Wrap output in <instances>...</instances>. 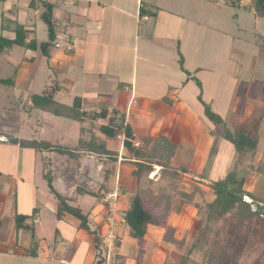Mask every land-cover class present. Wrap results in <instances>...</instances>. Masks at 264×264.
Masks as SVG:
<instances>
[{"label":"crops","instance_id":"obj_1","mask_svg":"<svg viewBox=\"0 0 264 264\" xmlns=\"http://www.w3.org/2000/svg\"><path fill=\"white\" fill-rule=\"evenodd\" d=\"M6 1L0 5V21L13 22L18 15L17 21L20 23L23 14V23L30 22L26 11L4 8ZM58 1H52L55 2L52 12L55 37L63 38L65 46L61 48L56 43L55 51L60 50L54 55L48 52L47 58L52 63L53 73L58 68L57 73L62 78V84H57V91L52 96L56 103L63 106L70 107L78 100L80 111L105 113L103 118H97L96 121L85 118L78 123L79 131L82 126L86 128L82 134L80 132V137L84 139L86 136L92 141L98 139L104 143L110 155L79 150L74 151L76 157L73 160L62 154L61 158L64 159H58V166L55 164L51 167L52 187L54 179L61 187L58 193L67 200L69 206L79 208L86 215L88 229L91 228L99 237L85 230L83 232L75 217L66 214L58 218L55 202L53 211L46 213L44 221L42 218V225H39L40 221L35 225V254L28 251L32 240L27 227L23 228L25 234L21 235L20 249L10 250L12 243L4 242L3 236L10 233L11 227L6 218L8 212L3 215L2 207L0 264H94L96 247L93 243L96 238L105 244L103 237L112 234L110 238L116 250L122 237L131 238L128 236L129 230L128 234L124 231L127 227L122 218L129 208L131 195L140 193L148 210L145 197L157 204L164 202L178 185L180 190L195 191L199 197L197 201H201L203 195L212 190L213 183L224 180L230 174L228 171H233V165L228 163L220 173V165L224 166L222 156L226 155L228 147L225 144L218 145L219 140L230 144L235 150L238 160L234 166H238V170L236 172L235 168L234 175L236 180L243 182V189L251 195H255L254 190H260L264 172H258L257 169L258 166L264 167V74L257 64L264 66V58L244 57L250 44L246 39L245 42L241 41L240 34H246L249 28L235 25L236 31L229 32V26L218 24L219 21L215 20L218 13L222 12L223 5L215 3L216 6L210 7L203 0H61V4ZM249 4L226 5L249 9L254 14L255 23L261 22L259 20L264 18L257 17ZM28 6L29 3L22 9L38 18V12ZM5 14L11 15L13 19L5 18ZM209 14L214 18L208 25L212 28V33H209L211 40L204 36L209 28L202 22V17ZM9 28L14 29V26H0V32ZM24 29L26 41L33 40L32 26ZM253 29L257 34L260 26L255 24ZM261 33L264 35L263 31ZM253 39L254 48L264 57V43L256 36ZM34 51V54L37 52L43 56L38 49ZM29 61L32 64L34 58ZM47 90L44 89L41 94ZM65 98L70 104L61 103V99ZM27 105L31 108L28 115L32 121L37 115L36 111L46 113L36 110L32 100ZM204 106L219 117L222 121L220 125L206 117ZM99 126H110L114 136L106 137L99 131ZM126 126L131 130L132 139L129 141L135 150H141L146 143L147 150L150 147L156 152L167 149L165 155L173 166L169 170V178H162V169L156 163L151 165V172L137 176L136 165L141 161L123 146V130ZM227 130L232 134L243 131L256 138V148H245L238 153L225 138ZM107 141L116 142L117 150L108 148ZM0 142L5 143L1 137ZM35 152L39 155L43 151ZM27 154L32 161L40 159L49 164L48 158L37 157L29 152ZM79 160L88 161L84 167L90 173L99 175L96 177L99 186L94 191L100 196L89 194L91 185L88 183L93 178H86L88 171H81ZM47 165L41 166L45 170L49 167ZM208 169L212 175H206ZM82 174L86 181L83 186L79 185ZM118 175L123 178L120 179L122 184L117 181ZM186 178L190 180L189 185L185 183ZM73 180L76 185L72 196L67 186ZM245 182L250 185L249 191L244 186ZM28 183L31 184L29 180ZM90 196L94 198L93 203L89 200ZM85 197L87 203L81 202L80 198ZM187 207L169 218L163 213L162 216L170 219L166 225L149 212L158 221L153 224L154 227H161V232L165 228L172 232L168 240L164 239V233L160 236L165 241L157 243L159 249L163 248L161 251L153 249L156 246H150L148 240L153 239V236L145 233L141 240L131 238L142 244L141 251H136L135 247L127 252L126 257L118 256V251H111L113 254L109 251L111 258L108 264H190L193 251H189L190 247L183 249L181 242L183 234L188 228L190 230L191 222L195 223L197 218L193 216L198 210ZM35 210L40 220L41 211ZM52 214L57 224L53 222ZM113 226L116 228L112 230ZM58 246L62 249H58ZM107 249L110 250L108 246ZM178 254L180 257L174 260Z\"/></svg>","mask_w":264,"mask_h":264},{"label":"rangeland","instance_id":"obj_2","mask_svg":"<svg viewBox=\"0 0 264 264\" xmlns=\"http://www.w3.org/2000/svg\"><path fill=\"white\" fill-rule=\"evenodd\" d=\"M46 1L51 4L55 3L52 2L55 0ZM148 1L149 0H147V2ZM203 1L205 3H208L210 7H214L217 4L215 0ZM9 2H11V4L13 5H9ZM61 2V0L58 1V3L60 4ZM28 3L29 0H7L4 8L9 10V8L11 7L10 10L17 8V11H26V14H28L27 19L31 20L30 22L27 21V23H23L24 15L22 14L19 19L22 23H20L24 26V28L29 27V25L32 26L34 32L32 33L31 38L37 42L36 49L40 50L39 45L47 41V26L42 20L35 17L31 12L22 9V7L26 8ZM232 4L236 5L237 3L232 2ZM221 9L222 12L220 14L218 13L215 20L216 22L219 21L217 22L218 24H225L229 26V32L232 33L234 32L233 30L236 31L235 25H242L249 28V31L246 34H240L242 39L241 41L245 42L244 39H246L250 44L244 57H247L248 55L253 57L256 56V58L258 59L264 58L256 51V49L254 48L255 46L252 44V42H254L253 36H256V38L259 39L261 43H264V35L261 33L262 31L264 32V28L262 29V27H264V19L259 20L261 22L255 23L254 14H252V11H249V9L244 10L242 8H230L227 5H223ZM7 15L9 14L4 15L5 18L11 17V19H13L11 16L12 14L9 16ZM211 16L212 15L209 14V16L202 17V22L204 23L205 27L209 28V30L204 33V36L210 40L212 39V36L209 33H212V28L208 25H211V21H214V18ZM18 17L19 16L17 15V20ZM13 22H4L2 20L0 21V26L2 27L5 24L9 26H15V23ZM255 24L260 26V31L257 34L254 33L253 29L255 27ZM0 36L5 39L12 40L15 37V33L13 32V28H9L4 32H0ZM59 37H55L53 45L48 50L49 55H54L56 51L60 50L59 49L55 51L54 45L56 43L61 48H64L65 41L63 38ZM210 40L209 42H211ZM34 53V50H29L27 48L19 46H12L11 48L5 50L3 54H0V80H7V82L5 83H0V137L1 141H5V143L0 142V210L3 207V215H6L5 212H8L6 218L8 219V223H10L11 231L8 235L5 233L3 239L4 242H9L10 244L12 243L10 250L15 248V250L13 249L14 251H17L16 249H20L19 246L21 235L24 233L23 228L27 227L30 230L29 234L32 235L36 227L35 225L38 224L39 221V225H42V218L44 221L46 218V213H51V211H53V209L55 208L54 203L56 201L54 197L51 196L50 190L47 186L46 177H42L43 175L49 177L53 176L51 175V173L53 174L51 167L57 164L56 162L58 161V159L60 161L62 154L55 149L58 150L60 148L66 149L70 147H76L80 140V125L76 121L65 118L63 119L62 117H54L52 114H44L37 111V115L34 117L33 121L31 118H29L28 113L29 111H31V108L27 105V102L29 100H32L33 95H41V92L44 89L47 90V87L50 88L53 83L55 86H57L58 83L60 85L62 84L60 82V80L62 79L61 75H58L57 73L59 69L56 68L55 73H53L52 63L51 61H49L47 56L43 57L41 55H38L37 52L36 54ZM31 58H34V62L32 64L29 61ZM180 65H183L182 57L180 58ZM257 65H259V69H263L262 74H264V66L260 64ZM69 102L70 101H68V98L61 99V103L70 104ZM214 123L219 124L217 122ZM9 139L24 141L30 140L42 143V145H49L51 147V151L49 149H47V151L41 150L43 152L40 153L43 155H37L35 149L31 151L21 147L20 145L10 144L8 143ZM251 139H253L256 144V138L251 137ZM84 140L86 142L89 141V139H86V136L84 137ZM223 144H225L228 149L226 150V155L222 156L224 160V166L220 165V173L228 163H231L233 165V167L231 168L233 171H228V173H235V168L237 172L238 166L235 167L234 163L236 160H238V157L235 156V150L232 146H230V144L219 140L218 145ZM106 145L108 146V148L113 149L114 151L117 150V144L114 141H107ZM211 150L213 149H210V151ZM27 152L34 153L35 155H37V157L42 156L44 158H48L49 164L47 165V163L43 160L41 162L40 159H35L34 161H32ZM74 155L76 156V154ZM74 155H72L73 160L75 157ZM210 156H212V154ZM91 161L92 160H90L89 163ZM86 162L88 163V161ZM86 162L84 160H79L80 169L83 173L88 171L84 167L85 165H87ZM218 162L222 161L218 160ZM41 165H47L49 167L45 168L44 170V167L42 168ZM258 167V172L263 173L264 167ZM72 168L73 164L72 166H70V170ZM43 170L45 174L42 173ZM208 174H210L209 169L206 170V175L208 176ZM31 176L32 178H30ZM85 176L90 180L93 178L92 181L88 184L91 185L89 187V190L94 191L96 186H99V180L96 178L99 175H94L90 173V171H88V174H86ZM84 179L85 178L82 174L79 185L83 186L84 183H86ZM120 179L123 178L121 177V175H118L117 181L118 183L122 184ZM28 180L31 183L30 185L28 183ZM186 181L187 182L185 183L189 185L190 180L186 178ZM262 183L263 184L260 187V190H254L255 195H252L256 201H252L249 197L245 196L242 198V200L250 206L251 212L260 213L262 215L260 216L261 219H264V179L262 180ZM75 185L76 184H74L73 180L70 186H67L72 191L69 195H74L73 189H75ZM244 186H246L247 190L250 189L249 183L245 182ZM128 187H130V185ZM53 188L57 192H61V187L58 183L55 182L54 179ZM188 191V189L187 191L180 190L177 185V189L172 190L169 197L165 198L166 201L158 203L162 204L161 207H159L154 200L148 199L147 197H145V201L148 211L155 215V217L159 221H161L163 225H166L168 220L170 221V219H166V217L162 216L163 213L169 215V218L170 216H175L176 213H181L184 208H188L187 206H191L193 209L198 210L196 216H193L194 219L197 218L195 220V223L193 224L191 222V227L189 225L190 230L188 228L187 231L183 234L184 236L181 242L184 246L183 249L186 250L189 247L191 249L192 246H194V248H192L193 253L191 255L190 264H264V235L262 234V230L257 232V234L247 233L244 226L238 225L237 219L233 220L235 213H229L223 219L218 218L214 220H207V207L210 203H212L214 197L212 190L204 194V197H202L201 201H197V199L199 200V197L197 198V196L195 195V191ZM132 196L134 195H131L130 199L133 198ZM86 197L80 198V201L87 203ZM6 199H8V203L6 202ZM89 200L92 201L91 203L94 202V198L91 196ZM35 208L41 211V217H39L40 220H38V216L35 215ZM13 216L26 217L24 223H21L22 228L16 227ZM122 218L125 217L123 216ZM53 222L57 224L55 217L53 219ZM123 223L125 224V222ZM254 223H257V221H254ZM113 228H116V226H113L112 230ZM160 228L161 227L156 228L153 226V224H151L148 225L146 230V234L148 236H153V239L148 240L150 242V246H156L153 249L157 251H161V249H163H159L157 243H159V241L162 243L165 242L161 238L163 235L162 233H164L163 236L165 240L172 235L170 229H164V227H162V229H164V232H161ZM84 230L95 237H99L98 234L92 232L93 230L91 228H89L88 230L83 229V232ZM124 231L128 234V228H124ZM192 231L193 233L190 234V232ZM107 234L109 235L110 232H107ZM110 237H113V235L111 234L109 236L103 237L106 245L101 243L102 240L100 238H96L95 242L93 243L97 248H95L96 254L98 255L99 252L100 255V258L96 259L95 263L97 261H100V259H103L104 261L101 264H107L105 254H107L108 251H110L111 254L114 253L111 251H118L117 255L123 257H126L127 252L132 251L131 249H134L135 247L137 249L136 251H141L142 244L128 237H122L120 245H118L116 250V247L112 245V239ZM236 240L238 241V243L236 244V249H234L232 243H234ZM1 242L3 243V241ZM34 243L33 241H31V246L28 251H37ZM195 243L197 244L195 245ZM107 246L108 248H110V250L107 249ZM177 246L179 245L177 244ZM161 247L163 246L161 245ZM58 249H62V247L58 246ZM112 256L115 257V255ZM179 257L180 255L178 254L177 257H174V260H177Z\"/></svg>","mask_w":264,"mask_h":264},{"label":"trees","instance_id":"obj_3","mask_svg":"<svg viewBox=\"0 0 264 264\" xmlns=\"http://www.w3.org/2000/svg\"><path fill=\"white\" fill-rule=\"evenodd\" d=\"M4 2L5 0H0V5ZM232 2L233 1H231V4ZM249 5V8L253 9L257 17L264 18V0H250ZM28 7L37 11L38 18L42 20L47 26V41L39 45V52L43 56H48V50L53 45L56 36L52 17L54 4H51L46 0H29ZM14 23V39L8 40L0 36V54H3L5 50L11 48L12 46H19L27 48L29 50H37V42L35 40L26 41V31L23 25H21L17 20L14 21ZM7 27L8 26H6V28ZM5 82H7V80H0V83ZM49 90L44 91L41 95H33L32 105L36 110L52 114L55 117H62L80 123L83 122L85 118H90L91 121H96L97 118H103L105 115V113L103 114L102 112L96 113L80 111V103L78 100L74 101L73 105L70 107L60 105L53 100L52 96L54 93H56L57 86H51ZM204 108L206 117H208L213 122L222 123L219 117L212 113L207 106H204ZM91 126L93 125L91 124ZM85 129V127H81V134L84 132ZM99 131L106 137L114 136V130L110 126H99ZM123 134L125 136V140L123 142L124 148L127 149L129 153L134 154V156L139 158L141 161L136 165V174L138 177L141 175V173L148 174L149 172H151V165L153 163H156L158 166L161 167L162 178L166 179L170 177L169 170L173 169V166L170 164L169 158H167L165 155L168 153L167 149H165V151L156 152L153 147H150V149L147 150L146 146H148V143H146V146L141 150H135L132 147L131 142L129 141L130 139H132V134L128 126L124 128ZM225 138L234 145L238 153H241L245 148H256L254 140L251 139V137L243 131L235 132L232 134L227 130ZM8 143L13 145H20L23 148H32L36 151L47 149L50 150L51 148L49 145H42V143L17 139H9ZM55 150L61 152V154H64L69 158H72V155H74V151L79 150L104 154L107 156L110 155L109 152L105 150L104 143L100 142L96 138H94L93 141L89 140L88 142H86L82 137H80V140L74 149L60 148L58 150ZM110 159L112 158H109L108 160ZM112 160H114V158ZM45 177L50 193L54 196L57 203L56 216L60 218L63 215L67 214L72 217H75L80 222V228L88 230L86 215L83 214V212L79 208L69 206L67 204V200L53 189L52 178L49 176ZM212 192L215 196V199L207 207V220H214L218 218L223 219L227 216V214L235 213L233 220L237 219L238 225L244 226L246 228L247 233L257 234V232L262 230V234L264 235V219H261L260 217L262 215L257 212H251L250 206L247 203L243 202L242 198L245 196L249 197L252 201L256 200L250 193L246 192L243 189V182L240 180H236L234 173H230L224 180L214 183L212 186ZM89 194L94 197L100 196L99 193H95V191H90ZM25 220L26 217L23 216L14 217L15 225L17 228H22V224ZM254 221H257V223H254ZM124 222L129 230V236L134 240H141L146 233L147 226L150 224H156L158 221H156V219L151 216L149 211L146 210L140 193H136L130 200L129 208L125 213ZM31 240L34 243V233L31 235ZM166 240H168V238H166ZM237 243V240L232 243L234 249H236ZM196 244L197 243H195V245ZM192 248H194V246H192ZM192 248L189 251H192ZM94 252L96 253V251ZM32 253L35 254L33 251ZM99 256L100 255L98 252V255L95 254V259H99ZM103 261V259H100V261H97L94 264H101Z\"/></svg>","mask_w":264,"mask_h":264},{"label":"built area","instance_id":"obj_4","mask_svg":"<svg viewBox=\"0 0 264 264\" xmlns=\"http://www.w3.org/2000/svg\"><path fill=\"white\" fill-rule=\"evenodd\" d=\"M231 1L238 2V4H242V5L248 4L250 2V0H243V1L242 0H215V2L219 5H226V4L231 3ZM106 259H107V264H108L110 262V254L109 253H107Z\"/></svg>","mask_w":264,"mask_h":264}]
</instances>
